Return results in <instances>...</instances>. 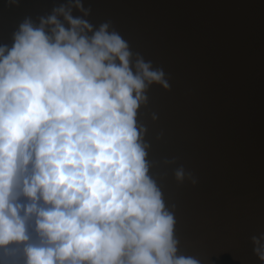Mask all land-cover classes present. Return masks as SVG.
I'll list each match as a JSON object with an SVG mask.
<instances>
[{
  "label": "water",
  "instance_id": "water-1",
  "mask_svg": "<svg viewBox=\"0 0 264 264\" xmlns=\"http://www.w3.org/2000/svg\"><path fill=\"white\" fill-rule=\"evenodd\" d=\"M0 264H264V0H0Z\"/></svg>",
  "mask_w": 264,
  "mask_h": 264
}]
</instances>
